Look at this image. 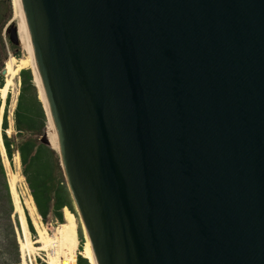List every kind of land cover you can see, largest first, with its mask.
Returning a JSON list of instances; mask_svg holds the SVG:
<instances>
[{
  "label": "water",
  "instance_id": "1",
  "mask_svg": "<svg viewBox=\"0 0 264 264\" xmlns=\"http://www.w3.org/2000/svg\"><path fill=\"white\" fill-rule=\"evenodd\" d=\"M22 6L96 264H264V0Z\"/></svg>",
  "mask_w": 264,
  "mask_h": 264
},
{
  "label": "trees",
  "instance_id": "2",
  "mask_svg": "<svg viewBox=\"0 0 264 264\" xmlns=\"http://www.w3.org/2000/svg\"><path fill=\"white\" fill-rule=\"evenodd\" d=\"M20 87L15 108L13 110L14 138L7 137V114L2 115V144L9 162L16 152L20 174L24 178L29 195L32 198L36 212L43 223L56 221L64 223L63 209L66 208L75 216L74 204L66 186L63 170L57 151L39 140L44 133L47 115L38 96V90L33 83L29 69L19 71ZM2 82H0V86ZM0 186L5 190L8 213H13V204L5 182L4 169L0 160ZM25 212L28 231L35 234L34 228ZM18 223V220H15ZM77 235H81L78 232ZM82 240V239H81ZM76 264H90L85 257L77 255ZM37 264H45L37 261Z\"/></svg>",
  "mask_w": 264,
  "mask_h": 264
},
{
  "label": "rangeland",
  "instance_id": "3",
  "mask_svg": "<svg viewBox=\"0 0 264 264\" xmlns=\"http://www.w3.org/2000/svg\"><path fill=\"white\" fill-rule=\"evenodd\" d=\"M10 4H11V9H12L11 16L13 15L12 16L14 18L13 22L16 23V26H17L19 24V20H18V17L14 16L15 10L13 8L12 0H10ZM23 47L24 45L20 44V42L18 41V44L16 45V47L10 50V53L8 54V56L14 57L16 60L26 57L27 50ZM21 69H29L31 71V74L33 76V83L35 84V81H34L35 76H34L33 68L31 65H27L24 68H19L17 73L13 76L12 85L9 86L4 99L1 97V94H0V160L2 163V167L4 169L5 182L7 184L10 197H11V201L13 204V213L9 214L8 213L9 207H8L7 200H6L5 190L3 189L2 186H0V264H37L38 260L41 262H44L45 264H51L50 261L52 257L58 254L60 256L58 255L57 256L58 258L56 260H58L57 264H59V259L65 257L66 255L65 254L66 252L64 249L68 247L67 246L62 247L61 241H59L60 243H58V241L54 242V244H52V246L54 247H52L51 245L44 246L45 242L41 239L39 232L34 227V225L33 227H34L35 234L33 235L28 231L29 233L27 234V237H28L27 239H28L29 246L23 247L24 241H23V235H22V232L19 226V218H18L19 212L15 206V198L11 191V184L12 182L14 184V191H15V194L18 200V204L21 206L22 210L26 211L28 216H29V213L25 207L24 199H26L27 196L29 195V190L26 186L24 178L20 174V164H19L17 153L16 152L13 153L12 161L9 162L5 155V151L2 145L1 123H2V115L4 112H6L7 114V129L5 130V134L7 135V137H12V138L16 136V131L13 128V110L15 108L17 96L19 93V87H20L19 71ZM7 77L8 75L3 76V80L1 81L2 86L4 85L5 79ZM38 96H39V91H38ZM43 135H45L46 139L49 141V144L47 145H49L52 149L57 151L55 148L52 147V145H56V142H55V137L53 136L54 134L50 131L48 117H47L45 129H44V133L40 135V138ZM74 210H75V207H74ZM62 212H63V217H64V223H68L71 220H73V223L75 224L74 229L76 232L77 241L74 245L75 247H72L74 248L73 250L74 258L76 260L77 255H81L82 257H84L83 247L85 243V234H84V227L81 223V220L76 210H75L76 216L65 208L63 209ZM15 220H18V223ZM37 220H38L41 231H43L42 235L44 236L45 240L52 237V235L54 234L53 232L58 227L59 223H57L56 221L43 223L40 217L38 216V214H37ZM78 232L80 233L82 240L80 239V236L77 235ZM60 246L62 250L60 249ZM72 248H68V249L70 250Z\"/></svg>",
  "mask_w": 264,
  "mask_h": 264
},
{
  "label": "bare ground",
  "instance_id": "4",
  "mask_svg": "<svg viewBox=\"0 0 264 264\" xmlns=\"http://www.w3.org/2000/svg\"><path fill=\"white\" fill-rule=\"evenodd\" d=\"M12 4H13V8L15 10L14 16L18 17V20H19V24L17 25L18 41L20 42V44L24 45L23 48H25L27 50V56L20 58L19 60H16L14 57H11V56L9 57V60L7 61V69H6L8 77L5 79L4 85L2 87H0V94H1V97L4 99L9 86L12 85V78L17 73L19 68H24L27 65H31L33 68V71H34V76H35L34 81H35V84H36L37 89L39 91L40 99L42 100L43 105L45 106V109L47 111V117H48V122H49V126H50V131L54 134L53 136L55 137L54 129H53V126H52V123L50 120V116H49V113L47 110V106H46L44 96L42 93V89H41V85H40V80H39L36 61H35V56H34V52H33V48H32L31 37L29 35V31H28V28L26 25L25 16H24V12H23L22 0H12ZM55 142H56V138H55ZM52 147L57 149V142H56V145H52ZM11 191H12L14 198H15V206L19 212L18 218H19V226H20V229H21V232L23 235V241H24L23 247L29 246L28 239H27L28 238L27 234L29 232L27 229L26 219H25V215H24V212H23L21 206L18 204V200H17L16 194L14 191L13 182L11 184ZM24 204H25L26 209L28 210L32 224L38 230L41 239L45 242L44 246H47V245L52 246V244H54V242L58 241V243H60L59 241H61L62 247H64V246H67L68 248L75 247L74 245H75L77 239H76V232L74 229L75 224L73 223V220L70 219L71 221L68 223L59 224L55 230L53 229L54 234L52 233L53 234L52 237L45 240L44 236L42 235L43 231H41V229L39 227V223L37 220V213H36L34 203L32 201V198L29 195L27 196L26 199H24ZM84 234H85V243H84V247H83V256L86 259L88 258V261L91 264H96L94 253L92 250V246H91V243H90V240H89V237L86 233L85 228H84ZM65 244H67V245H65ZM52 247H54V246H52ZM68 248L64 249L66 252L65 253L66 255H65V257L59 259V264H76L74 254H73L74 248H72L70 250ZM60 249H61V246H60ZM53 254H55V253H53ZM58 255L52 257V259L50 261L51 264H57L58 260H56V259L58 258L57 257Z\"/></svg>",
  "mask_w": 264,
  "mask_h": 264
},
{
  "label": "flooded vegetation",
  "instance_id": "5",
  "mask_svg": "<svg viewBox=\"0 0 264 264\" xmlns=\"http://www.w3.org/2000/svg\"><path fill=\"white\" fill-rule=\"evenodd\" d=\"M11 14L10 0H0V82L7 75L8 54L18 44L17 26Z\"/></svg>",
  "mask_w": 264,
  "mask_h": 264
}]
</instances>
